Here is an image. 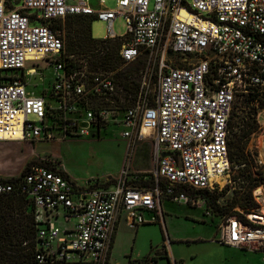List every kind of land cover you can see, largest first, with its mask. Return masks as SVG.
I'll return each instance as SVG.
<instances>
[{
	"label": "built area",
	"instance_id": "1",
	"mask_svg": "<svg viewBox=\"0 0 264 264\" xmlns=\"http://www.w3.org/2000/svg\"><path fill=\"white\" fill-rule=\"evenodd\" d=\"M73 15L104 24L102 40L119 42L121 64L142 60L135 96L121 100L116 70L89 71L84 58L66 54L62 30L51 26ZM117 17L123 36L112 30ZM38 63L51 82L35 94L27 79ZM0 70L9 72L0 82V141L96 137L113 125L129 146L149 133L151 189L132 186L137 173L124 164L105 189L78 186L45 162L0 182V196L21 195L31 206L33 264H108L119 214L135 228L153 221L143 211L162 217L161 200L204 208L203 194L229 184L233 108L264 96V0H114L111 9L101 0L97 9L87 0H0ZM262 187L252 190L261 205ZM238 215L218 220L213 241L264 262V224Z\"/></svg>",
	"mask_w": 264,
	"mask_h": 264
},
{
	"label": "rangeland",
	"instance_id": "2",
	"mask_svg": "<svg viewBox=\"0 0 264 264\" xmlns=\"http://www.w3.org/2000/svg\"><path fill=\"white\" fill-rule=\"evenodd\" d=\"M98 1L87 0L94 9L98 8ZM101 3L107 9L114 6V0H101ZM85 26L90 40L100 41L104 38V24L93 19L87 21L86 24L83 20L66 19L62 23L53 25V27L63 30L66 52L87 54L98 48L99 53L108 55V57H104L105 62L109 60L106 63L114 65L113 70L117 71L114 78L121 88V100L125 101L130 95L128 88L136 90V93L139 91L138 72L143 64L142 60L123 65L117 59H113L118 44H111V42L102 46L84 44L82 31ZM112 30L116 36L124 35L125 23L122 18L117 17L113 20ZM95 60L97 61V58L92 55V59L88 63L90 71L95 70ZM38 66L33 77L27 79L28 89L33 93H39L42 87L47 88L51 82L50 69L43 68L42 63H38ZM28 67L29 65H26V68ZM122 83L126 85V89L122 88ZM152 89L151 83L148 97L151 96ZM260 99L261 102H251L248 105L236 104V109L232 112L230 142H234V136L241 132L245 120L251 117L255 122V129L247 136L242 149L247 169L242 171L235 163H230L226 177L229 184L219 194H203L205 210L199 206H196L194 210L193 207L183 203L161 200L162 220L158 217L157 223L150 222L135 228L117 229L116 232H119L116 239L117 250L111 251V254L113 253L112 262L116 263L118 255L122 254L120 252L122 246L129 251L128 246L133 243L134 251L141 255L143 253L154 254L155 250L161 249L162 253L158 254L159 257L164 255L162 246L166 251L172 246L181 254L184 264H225L226 260H229L230 264V257L247 254L248 251L240 252L238 249L208 240L215 237L213 217L221 218L233 213L257 214L262 206L259 200L255 201L252 198V190L259 187V184L263 185L261 192L264 198V108H260V105L264 104V96ZM239 102L240 100L238 104ZM120 131L121 127L109 125L101 130L96 137H68L63 140L56 139L35 144L0 141V173L12 171L23 158L30 156L34 162H45L48 166L60 170L78 186L109 188L114 183L123 164L127 165L129 170L134 173H145L151 166L149 133H142L141 141L127 146V142L120 137ZM248 179L254 181L249 182ZM253 182L256 183V186L250 191L248 198L247 191ZM201 215L208 217H204L201 222L199 221ZM185 217L188 218L185 219ZM56 224L59 227L63 226L61 219H58ZM177 239H188L189 242L180 244L183 240ZM194 239L199 240L194 241ZM190 253L193 258L187 261ZM257 255L260 257L259 254ZM158 263L166 264V261L161 260ZM255 264H264V262H255Z\"/></svg>",
	"mask_w": 264,
	"mask_h": 264
},
{
	"label": "trees",
	"instance_id": "3",
	"mask_svg": "<svg viewBox=\"0 0 264 264\" xmlns=\"http://www.w3.org/2000/svg\"><path fill=\"white\" fill-rule=\"evenodd\" d=\"M66 19L83 20L85 21V24L90 19L95 20L91 16L73 15V16L65 17L62 21L55 22L53 25L62 23ZM53 25L51 26L53 29H60V28L53 27ZM82 33L84 36L83 38L84 44L89 45V46H92L95 44H99L100 46H102L103 44H108L109 42H111V44H119V42L117 41H105L102 39L100 41L90 40L88 32L86 30V26L84 27V30L82 31ZM62 34H63V30H62ZM98 50L99 49L97 48V50H93L91 52H88L87 54L77 53V52H72V53L71 52L69 53L66 51L65 52L67 55L81 56L82 58H84V62L89 71H90V68L88 66V63L91 61L92 55L93 56L95 55V57L97 58V61L95 60L96 67L94 71L113 70L114 65H110L109 63L107 64L106 62L109 60H106L105 62L104 57H108V55H106L105 53L103 54L99 53ZM117 51H118V48L115 54L113 55V59H117L119 61L117 57ZM142 66L139 68V70L142 68ZM8 75H9L8 71L0 70V82L8 80L7 79ZM122 88L126 89V85L124 83H122ZM128 93L132 96H135L136 90H132L131 88H128ZM253 101H256L254 96H247V97H243L240 100L239 104L237 105H248ZM258 101L261 102V99ZM235 106L233 110L236 109ZM260 108H264V104H261ZM254 129H255V122L250 117L248 118V120H245V123L242 126L241 132L238 133L236 136H234V142L233 141L230 142V137L228 140V144H227L228 162L229 164L235 163V165L237 167H240L242 171L247 169V162H246V158L242 154V149L245 144L247 136L250 133H252ZM33 162H30V163H33ZM26 167L24 168V170H22L20 175H18L17 177L9 178L6 180H0V182H7V183L15 182L17 178L25 172ZM48 168L54 171L56 170L51 166H48ZM56 171L57 173L65 177L64 173H62L60 170H56ZM248 181L251 182L254 180L248 179ZM131 185L137 188L151 189L153 188L154 183L151 177L149 176V174L145 172V173H137L136 179L131 182ZM255 186H256L255 182H253L250 185L247 191L248 198L250 196V191ZM203 207H204L203 210H205L204 203H203ZM231 215L239 216L236 213H233ZM32 236H33L32 210L27 200H25L21 195H16V194L0 196V264H33ZM126 264H155V258L146 257L140 261H135V262H131L129 259H127Z\"/></svg>",
	"mask_w": 264,
	"mask_h": 264
},
{
	"label": "crops",
	"instance_id": "4",
	"mask_svg": "<svg viewBox=\"0 0 264 264\" xmlns=\"http://www.w3.org/2000/svg\"><path fill=\"white\" fill-rule=\"evenodd\" d=\"M35 94H38V93H35ZM30 162H33L32 157L29 156V157L23 158L18 163V165H16L14 167V169L12 171H9L8 173H0V180H6L9 178L17 177L18 175H20L22 170H24V168ZM192 209L195 210L196 208H192ZM160 211H161V209H160ZM161 214H162V212H161ZM142 217L147 222L153 220L152 223H154V222L157 223L156 221H157V218L159 217V214L157 212L154 213V212H149V211H143ZM200 217L201 218L199 219V221L203 222L202 220L204 219V217H208V216L201 215ZM187 218L188 217H185V219H187ZM162 219H163V215L160 218V220H162ZM212 219L215 220V225H216L219 218L213 217ZM145 224H148V223L141 224L140 226H143ZM123 227H127V226L125 224L123 215L119 214L116 218V221H115L114 227H113L111 244H110V248H109V252H108V264H126L127 259H129L131 262H135V261H140L146 257H154L155 258V264H159L158 262L161 260H163V261L165 260L166 264H172V263L184 264L183 257L181 256V254L178 253V250L174 249L172 246L167 251H166L165 247L162 246L161 248H163L162 251H164V255H161V257H159L160 255H158V254L162 253V252H160L161 249L155 250L154 254L143 253V255H141L138 252L134 251V243H133V245H129L130 247L128 246L129 251H127V249H125L124 246H122V248L120 249V252L122 254L118 255V259H117L116 263L112 262L113 260L111 257H113V253L111 254V251L114 252L117 250L116 239H117V235H119V232H116V230L122 229ZM213 238L211 240H208V241L212 242ZM134 240H135V238H134ZM177 240H183L182 242H180V244H185V243L189 242L188 239H177ZM196 240H199V239H194V241H196ZM191 241H193V240H191ZM238 250H236V251H238ZM239 251L241 252L242 250H239ZM191 254L192 253L188 254L190 256V258L188 256L187 261H190L189 259L193 258L191 256ZM260 260H261V258L257 254L252 253V252H247V254H237V256L234 258L230 257V264H234V263H236V264H255V262L263 263V261L261 260V262H260ZM224 263L229 264V260H226Z\"/></svg>",
	"mask_w": 264,
	"mask_h": 264
},
{
	"label": "bare ground",
	"instance_id": "5",
	"mask_svg": "<svg viewBox=\"0 0 264 264\" xmlns=\"http://www.w3.org/2000/svg\"><path fill=\"white\" fill-rule=\"evenodd\" d=\"M259 194L262 195L261 188L255 191V196H258ZM248 215L251 220L258 221L260 224H264V203L258 210L257 214L250 213Z\"/></svg>",
	"mask_w": 264,
	"mask_h": 264
},
{
	"label": "water",
	"instance_id": "6",
	"mask_svg": "<svg viewBox=\"0 0 264 264\" xmlns=\"http://www.w3.org/2000/svg\"><path fill=\"white\" fill-rule=\"evenodd\" d=\"M165 156H167V153H161L160 154V157H165Z\"/></svg>",
	"mask_w": 264,
	"mask_h": 264
}]
</instances>
